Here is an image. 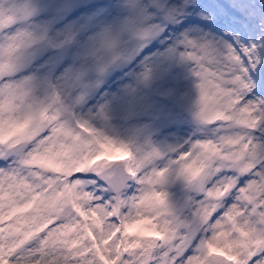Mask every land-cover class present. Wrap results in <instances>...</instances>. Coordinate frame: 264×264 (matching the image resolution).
<instances>
[{
    "label": "snow or ice",
    "instance_id": "1",
    "mask_svg": "<svg viewBox=\"0 0 264 264\" xmlns=\"http://www.w3.org/2000/svg\"><path fill=\"white\" fill-rule=\"evenodd\" d=\"M0 264H264V0H0Z\"/></svg>",
    "mask_w": 264,
    "mask_h": 264
}]
</instances>
